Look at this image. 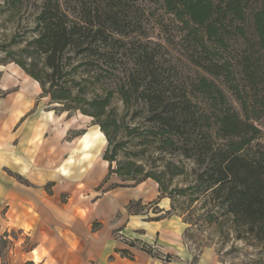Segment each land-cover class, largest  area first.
<instances>
[{
  "label": "trees",
  "instance_id": "1",
  "mask_svg": "<svg viewBox=\"0 0 264 264\" xmlns=\"http://www.w3.org/2000/svg\"><path fill=\"white\" fill-rule=\"evenodd\" d=\"M27 1L5 0V4L14 13ZM157 8L182 25L198 53L191 60L202 72L174 97L161 93L154 79L145 82L134 76L110 88L102 79L103 71L108 74L113 65L114 36L134 31L136 16L153 14ZM32 21L31 38L21 58L11 64L37 81L52 104H61L60 113L71 116L76 109L95 119L108 141L104 160L109 162L110 174L135 182L134 187L155 180L161 200L172 198L163 177L172 179L185 169L169 162L158 170L156 163L167 154L190 160L195 182L187 190L207 195L215 209L231 216L237 238L260 247L258 261L262 262L264 146L256 123L264 117V0H44ZM17 38L14 44L20 43ZM96 84L104 96L87 98ZM115 93L128 111L143 119L141 125L120 126L110 119L107 111ZM121 132L124 138L118 140ZM121 152L124 159L119 158ZM153 152L160 156L149 158L147 153ZM152 163V170L147 169ZM140 205L131 203L129 212L141 213L133 211ZM173 209L157 220L168 218ZM216 215L209 211V222H216ZM121 253L133 258L128 251Z\"/></svg>",
  "mask_w": 264,
  "mask_h": 264
},
{
  "label": "crops",
  "instance_id": "2",
  "mask_svg": "<svg viewBox=\"0 0 264 264\" xmlns=\"http://www.w3.org/2000/svg\"><path fill=\"white\" fill-rule=\"evenodd\" d=\"M0 90V203L6 205L0 212L11 214V225L35 241L24 264H157L109 238L112 229L123 225L122 231L139 232L151 241L173 226L169 218L157 220L170 210L167 202L155 218L129 212L134 201L156 199L157 188H146L149 181L131 190L105 188L112 175L100 127L80 132V123L55 113L51 97L19 66L3 67ZM7 171L27 184H13L9 192ZM89 188L95 191L82 195ZM95 223L103 225L95 229ZM122 251L133 258L123 257Z\"/></svg>",
  "mask_w": 264,
  "mask_h": 264
},
{
  "label": "rangeland",
  "instance_id": "3",
  "mask_svg": "<svg viewBox=\"0 0 264 264\" xmlns=\"http://www.w3.org/2000/svg\"><path fill=\"white\" fill-rule=\"evenodd\" d=\"M43 1L28 0L23 9L12 13L7 10L5 0H0V81L3 67L14 63L11 60L21 58V50L32 35L29 29L33 26V15ZM134 25L135 30L129 34L114 36L110 46L113 65L108 67L110 70L108 74L105 75L103 71L102 80L107 82V86L115 89L118 82H123L130 76L145 82L154 79L157 88L166 97L179 96L189 87L198 72H202L191 60V56L197 58L198 53L194 52L186 31L182 30V25L173 16L165 14L160 8L155 9L153 14H138ZM16 35L19 36L18 44L13 43ZM24 73L27 74L25 71ZM225 91L231 102L236 104L232 94L227 89ZM94 94L104 96V91L99 89L98 84L91 86L87 98H93ZM133 97L136 98V95ZM53 106L55 113L59 115L63 106L61 104ZM107 112L110 119L117 120L120 126L135 127L143 122L141 117L136 116L134 110L128 111L125 108L119 93H115ZM80 113V110L73 109L71 116L68 112L65 115L69 120L76 119V122L80 123L82 128L80 132L94 128L95 119L81 117ZM105 118L106 116L102 120ZM256 124L262 131L259 143L264 146V117ZM122 138L124 135L121 132L118 140ZM147 156L158 158L160 155L158 152H153L147 153ZM124 157L121 152L119 158L124 159ZM164 159L156 163L158 170H163L169 162L185 169L183 175L172 179L168 175L163 177L168 185V192H172L169 194L172 198L165 197L159 200L161 196L159 184L153 179H148L150 185L146 188L150 191L157 188L159 195L153 201L140 202L141 205L134 206L133 211H141L146 219L155 218L157 210L167 202L168 209L171 210L174 206L168 217L174 221L170 223L173 226L164 229L161 236L151 241L139 232L134 234L131 231H122L123 225L112 229L109 238L119 244L127 245L136 255L144 253L153 258L157 264H264V257L262 262L258 261L260 247L252 246L237 238L231 216L223 214L224 211L218 208L215 209L214 200L207 195L199 196L196 192L187 190L195 182L193 162L171 154H167ZM114 167L116 168V163ZM152 168L153 163L147 167L149 170ZM7 174L10 179L5 185L9 187V192L13 184H27L23 177L11 171H7ZM109 179L105 188L112 186L114 189L134 188L135 182H123L116 174H112ZM93 191L95 188L83 189L82 195L86 197ZM72 195L69 193L65 201ZM62 199L64 201L65 197ZM2 207L6 208V205L0 203V211ZM209 211L217 213L216 222H209L207 216ZM4 215L0 212V229H2L0 230V264H24L25 253L33 248L35 241L33 242L25 232L11 225V214L8 217ZM122 218V214L118 213L117 220ZM102 225L95 223L94 228L98 229ZM5 235L7 236L4 237Z\"/></svg>",
  "mask_w": 264,
  "mask_h": 264
}]
</instances>
